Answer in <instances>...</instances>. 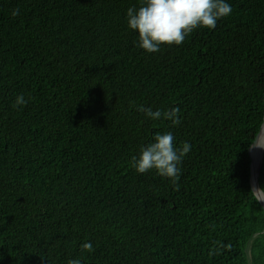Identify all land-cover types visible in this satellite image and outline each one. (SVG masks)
<instances>
[{
    "label": "trees",
    "instance_id": "obj_1",
    "mask_svg": "<svg viewBox=\"0 0 264 264\" xmlns=\"http://www.w3.org/2000/svg\"><path fill=\"white\" fill-rule=\"evenodd\" d=\"M226 2L150 54L127 26L140 0H0V264H264V0ZM165 132L191 145L176 184L132 166Z\"/></svg>",
    "mask_w": 264,
    "mask_h": 264
},
{
    "label": "clouds",
    "instance_id": "obj_2",
    "mask_svg": "<svg viewBox=\"0 0 264 264\" xmlns=\"http://www.w3.org/2000/svg\"><path fill=\"white\" fill-rule=\"evenodd\" d=\"M231 12V5L226 0H140V6L128 8L126 15L128 28L138 33V46L151 54L159 52L161 46L181 45L198 28L215 29L217 22ZM18 14V9L13 10V16ZM27 103L21 94L16 97L13 107ZM136 110L152 121L167 120L173 126L180 123L178 108L153 111L150 107L139 105ZM251 143L264 149V139L258 143L254 139ZM190 150L188 142L177 146L172 132L157 133L154 142L142 147L139 157L132 158V166L139 174L155 170L159 176L176 184L181 173L180 166ZM80 247L82 252L94 251L90 242ZM68 264H80V260L71 259Z\"/></svg>",
    "mask_w": 264,
    "mask_h": 264
},
{
    "label": "water",
    "instance_id": "obj_3",
    "mask_svg": "<svg viewBox=\"0 0 264 264\" xmlns=\"http://www.w3.org/2000/svg\"><path fill=\"white\" fill-rule=\"evenodd\" d=\"M264 125V117H263V123L260 127V130L258 132V134L256 135L255 139L257 140L262 127ZM255 144H251V146L249 147V157H250V184H251V190L253 192V195L255 196V198L257 199V201L259 202L260 206L262 207L263 211H264V193L262 192V190L259 187V183H258V178H259V174H260V169H261V165H262V160H263V152L264 149H261V153H260V157H259V161L257 166L253 169V161L251 158V154L250 151L251 149L254 147Z\"/></svg>",
    "mask_w": 264,
    "mask_h": 264
},
{
    "label": "bare ground",
    "instance_id": "obj_4",
    "mask_svg": "<svg viewBox=\"0 0 264 264\" xmlns=\"http://www.w3.org/2000/svg\"><path fill=\"white\" fill-rule=\"evenodd\" d=\"M264 139V125L262 127V130L257 138V143L261 140ZM260 153H261V149L257 148L255 145L254 147L251 149L250 154H251V158L253 161V169L257 166L258 161H259V157H260ZM264 200V199H263Z\"/></svg>",
    "mask_w": 264,
    "mask_h": 264
}]
</instances>
